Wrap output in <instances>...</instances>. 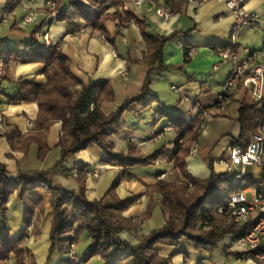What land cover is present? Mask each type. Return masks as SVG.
Segmentation results:
<instances>
[{"label": "crops", "instance_id": "1", "mask_svg": "<svg viewBox=\"0 0 264 264\" xmlns=\"http://www.w3.org/2000/svg\"><path fill=\"white\" fill-rule=\"evenodd\" d=\"M245 1L247 9L257 13V17L252 24L237 33L241 54L245 49H256L251 44L258 38L262 42L261 48L264 46V0ZM50 2L51 0H0L1 49L11 48L23 56L30 54L32 47L29 44L34 31L40 28L36 49L45 50L50 46H57L70 59L71 70L84 83H111L115 97L103 102L102 110L106 114L114 111L127 98L139 93L148 70L144 64L148 50L138 23L131 21L120 24L118 19L107 20V35L104 36L88 24L86 17L58 18L59 14L71 16L74 12L70 0H60L59 7ZM77 2L88 11H94L102 2H105L103 8L107 13L116 11L115 5L107 0ZM118 9L122 14L130 12L144 21L147 24L146 31L155 37L174 35L164 46L163 60L169 67L154 70L151 76L150 87L158 100L147 108L137 107L126 113L125 126L111 136L116 152L126 153L130 145H136L146 154L158 155L157 162L131 167L108 163L104 160L103 151L93 144L85 150L70 154L64 163L56 166L61 158L59 142L62 122L56 121L48 127L38 129V103L13 100L22 89L21 79L42 83L46 81V74L40 71L43 65L39 62L19 61H12L7 65L2 62L4 66L0 71L6 76L0 92V115L7 121L5 134H0V160L12 176H16L19 171L49 170V179L65 192L79 194L80 178H83L90 200L101 199L115 186L120 199H134L132 205L123 212V216L133 225L122 231L119 237L137 245L143 236L164 227L168 220V213L161 206V195L151 190L159 179L171 177L175 167L172 157L179 149L175 130L164 131L169 122L162 116V111L184 114L186 117L189 115V119H195L200 117V108H210L209 127L200 136L199 154L186 159L190 174L198 179H207L211 176V170L208 162L199 157L200 153L207 149L209 157L221 163V158L227 156L228 148L240 136V108L254 102L246 89L222 107H215L216 100L209 101L208 98L215 80L212 71L218 72L222 66L230 65L220 62L214 51L216 45L229 41L234 23V16L224 1L211 0L198 9L186 2H175L174 14L169 19L160 16L149 1L140 6L126 1ZM32 12H35L34 20L24 21ZM45 33L49 34V41L44 39ZM188 46H196L198 54L185 64ZM178 65L183 67L179 68ZM229 72L230 66L220 82L225 81ZM183 94H190L196 100L198 108L190 111L187 103L182 100ZM30 122L32 125H29ZM214 128H218L220 133H215ZM163 131L160 137H152V133L159 134ZM29 136H36L37 139L28 144L25 139ZM41 144L48 148L45 154L40 153ZM96 170L100 172L98 177L93 175ZM249 171L257 172L254 169ZM177 172L182 175L178 168ZM216 172L222 173L224 169L216 166ZM36 194L42 198L43 205L35 208L29 224L26 223L27 203L16 192L10 195L7 213L10 235L26 236L25 247L31 251L36 264H62V259L69 255L64 254L59 246L52 249V197L42 190L36 191ZM150 207V216L144 218ZM75 231L79 233L78 230ZM1 235L0 223V237ZM232 235L228 234L225 238L227 242L222 241L211 257L205 251L201 254L203 252L186 239L178 246L158 245V250L162 256L170 259L168 264H232L226 254V250L230 249L237 252L232 254L237 261L258 263L236 245L232 244L228 249ZM91 244L88 231L78 234L76 258L71 260L72 264H105L100 255L87 257ZM8 264H16L14 256L10 257Z\"/></svg>", "mask_w": 264, "mask_h": 264}, {"label": "trees", "instance_id": "2", "mask_svg": "<svg viewBox=\"0 0 264 264\" xmlns=\"http://www.w3.org/2000/svg\"><path fill=\"white\" fill-rule=\"evenodd\" d=\"M74 8L71 16L59 14L58 18L86 17L88 24L96 31L107 35L106 21L118 19L120 24L135 21L140 26L141 34L147 42L148 53L144 64L148 67L142 88L136 95L127 98L114 111L106 114L102 104L113 100L114 89L109 81L84 83L71 70L70 59L57 46L45 50L35 47L38 43L40 28L34 31L29 47L30 54L23 56L11 48L1 49L3 43L0 37V61L5 65L12 61L23 63L39 62L43 65L41 72L46 74L45 82L21 79L22 89L13 98L15 101L37 102L39 112L36 119L38 129L48 127L56 121L62 122V134L59 145L61 158L56 166L64 163L70 154L78 153L91 145H97L104 153L108 163H118L125 167L135 165H152L158 160L156 154H146L136 145H130L126 153L115 151V142L110 138L113 133L125 126L124 115L137 107L147 108L158 100L152 91L151 76L154 70H165L169 66L164 62V46L174 35L155 37L146 31L147 24L132 13L122 14V7L127 0H107L112 2L116 11L107 13L102 2L94 11H88L77 0H70ZM59 7L60 0H51ZM191 57L186 51L185 64ZM177 67L182 68V65ZM6 76L0 73V92ZM169 124L178 134L179 149L172 157L175 165L168 179H159L152 185V192L161 195V206L168 213L164 227L154 229L141 238L137 245L119 237L120 233L133 225L123 216L134 202L122 200L115 186L101 199L90 200L85 190V181L80 178V193L65 192L54 185L49 179V170L19 171L12 177L7 166L0 160V264H8L11 256L16 264H36L33 255L25 247L26 236L12 237L8 225V200L10 195L17 193L18 197L27 203L26 223L29 224L36 207L43 205L42 198L36 191L42 190L52 197L54 221L51 231L52 249L59 246L62 252L68 254L71 244L78 240V234L88 231L91 236V247L87 257L100 255L105 264H168L170 259L160 254L158 245L178 246L184 239L193 242L199 251L207 252L210 257L219 243L228 235L236 234L237 238L245 236L254 225L250 219L237 226L229 218V202L232 197L242 192L256 181L245 177L242 184L236 175L225 171L216 172L215 161L210 157L208 165L211 176L198 179L187 170L186 159L196 143H200V117L189 119L184 114L162 111ZM262 120V111L255 104L248 103L239 110L238 121L241 133L231 145L244 148L251 141L253 133ZM36 136L25 139L28 144L36 140ZM40 153L48 151L46 146H40ZM177 168L182 177L179 176ZM79 175H82L80 170ZM121 179V176H120ZM119 179V180H120ZM223 209V213L219 212ZM150 209L144 218L150 216ZM78 230L79 233H77ZM227 255L233 254L226 250ZM28 258V262H27ZM62 264H72L71 258L62 259ZM199 264V263H198Z\"/></svg>", "mask_w": 264, "mask_h": 264}, {"label": "built area", "instance_id": "3", "mask_svg": "<svg viewBox=\"0 0 264 264\" xmlns=\"http://www.w3.org/2000/svg\"><path fill=\"white\" fill-rule=\"evenodd\" d=\"M134 5L140 6L145 1H149L155 11L164 19H169L174 14L175 2H186L198 9L211 0H127ZM226 3L234 16V23L231 30V36L226 44L216 45L214 51L220 58V62L229 63L230 72L223 83L222 91L218 93L215 107H222L231 98L239 95L243 89L248 90L254 104L262 111V120L258 129L253 133L250 143L246 148L236 145L230 146L227 150V156L221 158V163L226 172L236 175L237 179L245 184V177H253L255 171L261 172L262 178L256 181L253 188H245L242 192L235 194L229 202V218L237 226H241L250 219L254 220L253 228L245 235L237 238L233 234L230 239L231 244L238 246L240 250L248 253L252 260L264 263V46L260 49H245L241 54L238 49L237 33L240 29L252 24L257 17V13L251 12L246 7L245 0H222ZM57 16V15H56ZM35 18V12L30 13L24 19L31 22ZM44 39L49 41V34L43 35ZM187 53L189 57L198 54L196 46H188ZM4 64L0 61V71ZM217 68V66H216ZM182 100L187 103L189 110L198 108L190 94H183ZM210 108H200V130L204 131L207 127L206 118L209 116ZM1 129L0 134H5L6 119L0 115ZM29 125H32L30 122ZM173 130L168 124L164 131ZM152 134V137L158 138L163 133ZM200 150V144L196 143L191 150L190 157H197ZM98 177V170L93 172ZM14 177V176H12ZM251 192L253 201L249 202L247 193ZM223 209H219L223 213ZM76 242L71 244L68 253L71 260L76 258ZM202 264V263H199Z\"/></svg>", "mask_w": 264, "mask_h": 264}, {"label": "rangeland", "instance_id": "4", "mask_svg": "<svg viewBox=\"0 0 264 264\" xmlns=\"http://www.w3.org/2000/svg\"><path fill=\"white\" fill-rule=\"evenodd\" d=\"M239 40V38H237V41ZM252 46H255L256 47V49H260L261 48V46H262V42H261V40H260V38H258V39H256V40H254V44H251ZM219 64V63H218ZM229 66L230 65H224V66H222L221 67V69H220V71H218V72H215V71H212V75H213V77H214V82H213V84H212V92H211V94L208 96V98H209V101H214V100H217V95H218V93L219 92H221L222 91V88H223V83H224V81L223 82H220L221 81V79H222V76H223V74H226L227 72H228V70H229ZM230 68H231V66H230ZM238 96V95H237ZM237 96H235V97H237ZM235 97H233V98H235ZM192 98V100L194 101V102H196V100L193 98V97H191ZM233 98H231V99H233ZM230 99V100H231ZM228 102V101H227ZM226 102V103H227ZM118 103H120V102H118ZM197 103V102H196ZM205 109V108H204ZM192 110H194V109H192ZM191 111V110H190ZM209 115H210V111H209ZM188 117H189V115H188ZM206 124H207V128H206V131L208 130V125H209V116L206 118ZM216 131H215V133L216 132H218V133H220V131H218V128H214ZM205 131V132H206ZM204 133V132H203ZM153 134V133H152ZM111 138V137H110ZM206 141V140H205ZM209 150H204L203 152H201L200 153V155H199V157L205 162L206 161V163L207 162H209V159H210V157H209V152H208ZM214 161H215V165L217 166V167H219V168H223L224 169V167H223V165L220 163V161L219 160H215L214 159ZM180 176V175H179ZM180 177H182V175L180 176ZM261 178H262V174H261V172H256L255 173V175L253 176V177H251V179L252 180H254V181H259V180H261ZM253 188V185H250L249 187H247V189L248 190H250V189H252ZM247 198H248V201L249 202H252L253 201V195H252V193L251 192H248L247 193ZM228 236V235H227ZM226 236V237H227ZM225 237V238H226ZM225 238L222 240L223 242H227V240L225 241ZM221 241V242H222ZM76 242V241H75ZM220 242V243H221ZM219 243V244H220ZM229 244L230 245H228V249H230L229 247L232 245L231 244V241L229 240ZM76 248V247H75ZM230 251L232 252V253H237V252H233L232 251V249H230ZM201 252H203V253H201V254H204V251H201ZM228 257H230L229 259H230V261H231V263L232 264H252V263H247L246 261H237V258L235 257V256H233L232 254L231 255H228ZM210 262V261H209ZM199 263V262H198ZM256 264H264V263H262V262H260V261H258V263H256Z\"/></svg>", "mask_w": 264, "mask_h": 264}]
</instances>
